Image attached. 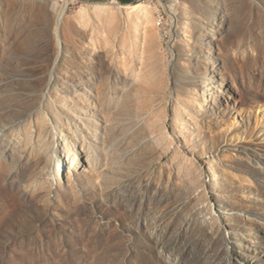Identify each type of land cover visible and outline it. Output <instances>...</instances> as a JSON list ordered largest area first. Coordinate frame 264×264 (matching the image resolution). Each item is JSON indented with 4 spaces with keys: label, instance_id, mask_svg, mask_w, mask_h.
I'll return each mask as SVG.
<instances>
[{
    "label": "rangeland",
    "instance_id": "1",
    "mask_svg": "<svg viewBox=\"0 0 264 264\" xmlns=\"http://www.w3.org/2000/svg\"><path fill=\"white\" fill-rule=\"evenodd\" d=\"M261 107L264 0H0V264H264Z\"/></svg>",
    "mask_w": 264,
    "mask_h": 264
},
{
    "label": "bare ground",
    "instance_id": "2",
    "mask_svg": "<svg viewBox=\"0 0 264 264\" xmlns=\"http://www.w3.org/2000/svg\"><path fill=\"white\" fill-rule=\"evenodd\" d=\"M30 1H32L33 3H37V4H39V3H43V2H47V1H49V0H30ZM135 1H141V0H135ZM145 1H149V2H157V0H145ZM138 6H140V5H138ZM165 33V32H164ZM168 33V32H167ZM263 107H261V109H260V112H262L263 113ZM55 165H56V168L58 169V171H59V173L58 174H60V171H62V175L64 174V172H65V167H63V168H61L60 169V167H62V162L61 161H56V163H55Z\"/></svg>",
    "mask_w": 264,
    "mask_h": 264
},
{
    "label": "crops",
    "instance_id": "3",
    "mask_svg": "<svg viewBox=\"0 0 264 264\" xmlns=\"http://www.w3.org/2000/svg\"><path fill=\"white\" fill-rule=\"evenodd\" d=\"M85 2H100V1H105V0H83Z\"/></svg>",
    "mask_w": 264,
    "mask_h": 264
},
{
    "label": "built area",
    "instance_id": "4",
    "mask_svg": "<svg viewBox=\"0 0 264 264\" xmlns=\"http://www.w3.org/2000/svg\"><path fill=\"white\" fill-rule=\"evenodd\" d=\"M127 1L134 3L135 0H127ZM164 1H167V0H157V3L164 2Z\"/></svg>",
    "mask_w": 264,
    "mask_h": 264
}]
</instances>
